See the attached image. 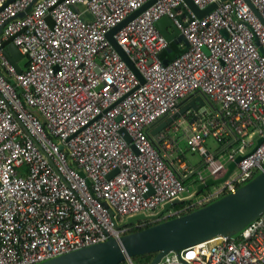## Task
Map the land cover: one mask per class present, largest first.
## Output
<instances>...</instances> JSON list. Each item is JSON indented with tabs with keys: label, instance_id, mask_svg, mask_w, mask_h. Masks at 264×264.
I'll list each match as a JSON object with an SVG mask.
<instances>
[{
	"label": "built area",
	"instance_id": "obj_1",
	"mask_svg": "<svg viewBox=\"0 0 264 264\" xmlns=\"http://www.w3.org/2000/svg\"><path fill=\"white\" fill-rule=\"evenodd\" d=\"M147 1L13 0L0 10V264H39L119 239L264 171L262 22L244 0L220 2L202 18L183 0H156L113 34L141 83L106 34ZM191 1L204 9L218 0ZM249 1L264 22V0ZM164 17L182 39L167 64L160 55L169 41L156 27ZM6 41L25 68L8 61ZM195 96L218 111L200 108L188 124V149L203 164L183 167V177L157 144L163 132L152 137L149 129ZM209 138L218 153L207 150ZM237 157L224 181L189 192L183 178L222 179ZM176 199L186 205L126 224ZM158 264H264V213L231 237L169 252Z\"/></svg>",
	"mask_w": 264,
	"mask_h": 264
},
{
	"label": "water",
	"instance_id": "obj_2",
	"mask_svg": "<svg viewBox=\"0 0 264 264\" xmlns=\"http://www.w3.org/2000/svg\"><path fill=\"white\" fill-rule=\"evenodd\" d=\"M12 1L13 0H8L3 7ZM155 1L156 0H148L140 9L128 15L121 23L110 29L106 34L110 44L119 53L122 59L125 60L128 67L135 73L141 83L143 80L134 68L133 64L123 54L121 49L113 40V34L129 21L137 17ZM183 1L196 17L202 18L214 10L218 3L225 0H218L217 2L209 4L204 9H199L192 3L191 0ZM244 1L264 25V22L251 2L249 0ZM168 24L172 25V22L168 18L164 17L156 23V26L161 35L170 42L179 34L175 29L174 34L169 35L164 29V27ZM179 39H181V37H179ZM173 41L176 42L174 39ZM166 51H169V48H167ZM4 54L8 61L17 69V71H19L17 62H19V60L23 57L13 43H9L5 46ZM174 56L175 54H172L171 58H174ZM169 60L166 59L163 60V62L167 64ZM203 103L204 99L201 96H195L194 98L188 97L184 99L180 103L179 110L177 112L172 115L162 117L150 127L149 135L154 137L157 133L166 129L177 117L182 116L190 109H192V112L194 113L190 123L194 122L196 119L195 113L198 112ZM124 139L128 143L130 142L127 135H125ZM261 141L262 139H259L257 143L259 144ZM239 161L240 157H237L234 162L228 165L227 172L222 179H207L203 183L199 184L196 187L194 196L198 195L206 188L224 181L235 167V164ZM114 174L115 172H112L110 177ZM180 202H183V200L176 199L170 203H166L154 215L140 214L129 217L126 220V224L131 225L137 221L157 218ZM263 213L264 171L254 176L245 185L236 189L235 192L229 193L204 207L198 208L187 214L156 223L141 230L127 233L119 239L110 238L105 242L60 255L39 264H121L127 261L131 262V258L134 256L151 253L155 255L149 264H158L161 258L169 252H177L181 249L200 244L217 236L231 237L240 232L245 226L260 217Z\"/></svg>",
	"mask_w": 264,
	"mask_h": 264
},
{
	"label": "crops",
	"instance_id": "obj_3",
	"mask_svg": "<svg viewBox=\"0 0 264 264\" xmlns=\"http://www.w3.org/2000/svg\"><path fill=\"white\" fill-rule=\"evenodd\" d=\"M85 17L86 18H90L89 15H87V14H85ZM164 29L167 31V33L169 35L174 34L175 27L173 25H169L168 24V25H166L164 27ZM179 37L180 36L177 35V36H175L173 38L174 40H176L177 43L174 42L173 39L171 40V42H173L176 45H180V43L182 42V39H179ZM200 108L201 109L202 108L203 109L207 108V110H211L209 112H213V113H215V112L218 111V107L216 105H213L212 103L207 102L205 100H204L203 105L200 106ZM190 111H192V109H190ZM179 118H181V117H177L166 129H164L163 131H161V132H163L164 138L161 139V140H159L157 142V144H158L159 148L161 149V151L163 152V154L166 156V159L169 162H171V163L174 164V166L176 167V170L178 171V174L180 176H183L184 177V174H183L184 173L183 172L184 169H183V167L189 168L191 170L199 171L200 170V167L203 164V158H202V156L200 154L196 153L199 156H201V158H202V161L201 162L195 163V164H194V161H188V162H186L187 160L185 158V150H183L182 147H178V146L176 147V144H175L176 142L174 141V138H172L171 134L177 131L176 124H177V120ZM205 145L207 147V150L210 153H213V154L218 153V149L220 147V144L217 143L214 139H212V138L207 139ZM183 180H184V183H185L186 187L188 188L189 192L190 191L195 192L196 191V188L195 187H197L201 183V182L200 183H197V176L195 174L192 175V176H190V177H188V178H183ZM193 187H194V189H193ZM209 188H206L205 190H208Z\"/></svg>",
	"mask_w": 264,
	"mask_h": 264
},
{
	"label": "trees",
	"instance_id": "obj_4",
	"mask_svg": "<svg viewBox=\"0 0 264 264\" xmlns=\"http://www.w3.org/2000/svg\"><path fill=\"white\" fill-rule=\"evenodd\" d=\"M11 41H6L5 43H3V46L5 47L6 45H8ZM169 48V51H163L160 55V57L162 58V60H166V59H170L172 57V54H175V56H177L181 51L182 49L179 47V45H176L174 44L173 42H169L168 44V47ZM174 56V57H175ZM17 66L19 69H23L25 68L26 66V62L24 59L20 60L19 63H17ZM184 205H186V202H180V203H177L173 206L174 209H179V208H182ZM156 223H149V224H146L145 226L143 227H140L138 229H132L130 230L128 233L130 232H135V231H138V230H141L143 228H146V227H149V226H152ZM155 254L151 253V254H145V255H140V256H134L131 258V262L133 264H149V262L153 259ZM127 262H123L121 264H126Z\"/></svg>",
	"mask_w": 264,
	"mask_h": 264
},
{
	"label": "rangeland",
	"instance_id": "obj_5",
	"mask_svg": "<svg viewBox=\"0 0 264 264\" xmlns=\"http://www.w3.org/2000/svg\"><path fill=\"white\" fill-rule=\"evenodd\" d=\"M22 59H20V60H22ZM20 60H19V62H20ZM19 62H17V63H19ZM192 117L193 116H189L187 118L186 117L179 118L177 120V124H176L177 131L172 133L171 136H172V138H174V141L176 142V143L174 142L176 144V147L177 146L178 147H182V149L185 150V158L187 160L186 162L194 161V164H195V163L201 162L202 158L198 154L190 152L189 149H188V133H187V129H188V124L190 123V120L192 119ZM225 159H226V157H224L222 162H225ZM201 170H202L201 174L206 176V171L203 170V169H201ZM126 264H130V263L127 262Z\"/></svg>",
	"mask_w": 264,
	"mask_h": 264
}]
</instances>
